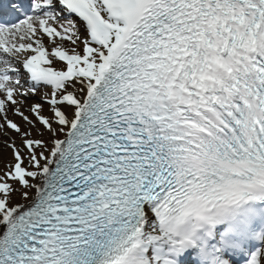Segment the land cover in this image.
I'll return each mask as SVG.
<instances>
[{
  "label": "bare ground",
  "instance_id": "6f19581e",
  "mask_svg": "<svg viewBox=\"0 0 264 264\" xmlns=\"http://www.w3.org/2000/svg\"><path fill=\"white\" fill-rule=\"evenodd\" d=\"M31 3L35 15L29 26L21 23L0 33V174L22 176L34 198L57 159L59 143L73 130L94 85V81L76 70L69 78L66 68L70 69L71 63L85 56L87 71L98 72L108 60L112 42L104 46L91 41L84 26L63 17L56 3L49 6L45 0ZM107 17L111 18L109 23L113 26L122 24L116 11ZM52 28L59 29L58 35L51 32ZM107 34L111 40L118 32L108 30ZM59 45L69 49V58L61 59L54 53V48H62ZM37 50H45L52 61L55 60L49 69L40 71L43 79H58L57 88L61 90L55 91L48 83L31 90L34 80L23 70L22 63ZM33 96H37L35 101ZM40 100L47 104L43 105ZM10 189L5 187L7 197L0 196V237L27 207L17 194H10ZM145 222L146 232L152 231L153 235L145 238L144 250L150 239L169 244L167 234L149 212Z\"/></svg>",
  "mask_w": 264,
  "mask_h": 264
},
{
  "label": "rangeland",
  "instance_id": "374dc122",
  "mask_svg": "<svg viewBox=\"0 0 264 264\" xmlns=\"http://www.w3.org/2000/svg\"><path fill=\"white\" fill-rule=\"evenodd\" d=\"M39 88H37V89H39ZM32 99H33V101H35L37 99V96H33ZM39 102H41L43 105L47 104V101H41L40 100ZM35 107H38V106L35 105ZM5 187H11L10 194L11 193L12 194H17L18 195V199H20L21 201L25 202L26 204L30 203V201L32 200V195H31V192H30V188L27 185V182L25 180H23L22 178L20 179L15 174L11 173L8 176L0 174V196L1 197H7L8 196V194H5L7 196H4ZM145 236L146 237L147 236L151 237L149 232L146 233Z\"/></svg>",
  "mask_w": 264,
  "mask_h": 264
}]
</instances>
